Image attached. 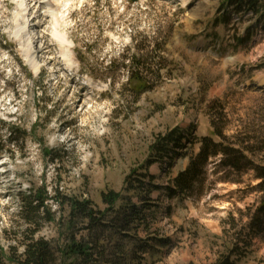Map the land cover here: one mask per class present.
Masks as SVG:
<instances>
[{"label":"rangeland","instance_id":"374dc122","mask_svg":"<svg viewBox=\"0 0 264 264\" xmlns=\"http://www.w3.org/2000/svg\"><path fill=\"white\" fill-rule=\"evenodd\" d=\"M53 1L71 63L40 6L46 49L34 69L13 33L16 3L0 0V263L21 264L24 245L42 238L52 264H73L61 250L97 238L105 259L129 264H264V233L250 232L264 199V20L224 0ZM175 128L180 146L160 153L155 144ZM207 135L246 157L236 168L222 154L208 159L189 190L169 197ZM140 173L152 178L129 188ZM37 190L46 210L30 225L22 204L36 205ZM110 190L151 203L127 236L71 217L70 199L104 210Z\"/></svg>","mask_w":264,"mask_h":264},{"label":"trees","instance_id":"16d2710c","mask_svg":"<svg viewBox=\"0 0 264 264\" xmlns=\"http://www.w3.org/2000/svg\"><path fill=\"white\" fill-rule=\"evenodd\" d=\"M226 8L230 6L234 9L235 13L245 14L250 12L252 15L261 18L264 20V0H224L220 5ZM131 61L134 63L133 71H140L139 68H143L142 65H139L138 54H135L131 57ZM131 71V73L133 72ZM133 75V74H132ZM133 77V76H131ZM7 129H10V135L12 133L24 134V130L18 127H11L6 124ZM23 137V136H22ZM181 133L178 129L171 130L167 135L159 138L155 147L157 148L159 144H163L161 149H158L160 153L167 152L168 145L173 144L175 146H180L181 143ZM200 148L195 155L190 156L189 162L185 169L180 171L176 177L171 180V184L167 188V195L169 197L178 196L181 193L189 190L199 179L202 174L208 159L215 157L219 154L224 155V159L221 160L225 164H229L232 167L239 166V155L241 151L233 147H225L220 142L215 141L210 136L202 137L200 140ZM1 149V145H0ZM157 150V149H156ZM157 150V151H158ZM242 157H246L242 155ZM144 177L150 178L148 173H140L139 176L135 179V184H131L129 188L134 190L143 189L145 184ZM264 179V172L260 175ZM148 184H152L149 180ZM153 189L160 188L158 185H151ZM150 188V189H152ZM43 191L37 190L34 193V198L37 200V204L34 205L32 201H27L22 204V210L24 215V220L28 224H32V212L39 211L40 209L46 210L45 201L47 196L43 195ZM102 201L106 204L104 210H94L91 207L89 200L84 199L78 201L75 199H70L71 202V217H82L84 220H88V227L91 230H104L106 228L117 229L119 234L122 236H127V227L129 224L136 222V228L142 226L144 219L146 217L145 210L149 209L151 206L150 202L143 201L141 205H137L131 201L130 198L126 199L122 196L120 192L110 190L106 193H102ZM124 203L119 207H116V204L122 200ZM112 213L113 215L109 222L106 220L108 214ZM72 220V219H71ZM33 225V224H32ZM138 230V229H137ZM250 232L252 235H257L264 233V199L261 201L256 214H254L251 224ZM90 242H74V239L71 240L62 250V255L72 256L75 261L73 264H129L121 256L116 260H107L104 257V251L99 246L98 239ZM144 242V241H143ZM144 245L140 248L142 249ZM119 250L122 248L117 247ZM140 249V250H141ZM144 250V248L142 249ZM118 255L123 252L117 251ZM53 254L52 248L48 241L44 239H31L24 245V251L22 253L21 264H52ZM101 262V263H100ZM1 264V263H0ZM71 264V263H70ZM221 264H226L222 262Z\"/></svg>","mask_w":264,"mask_h":264},{"label":"bare ground","instance_id":"6f19581e","mask_svg":"<svg viewBox=\"0 0 264 264\" xmlns=\"http://www.w3.org/2000/svg\"><path fill=\"white\" fill-rule=\"evenodd\" d=\"M14 2L17 8L14 14H12L13 23L15 24L13 33L21 44V50L28 64L34 69H37L39 67L38 54L46 49V46L43 44L37 45V43H41V39L47 34V29L43 26L44 15H42L38 9L40 6L45 7L48 12L50 11L52 22L49 26V32L62 48V59L67 63H71L69 41L66 35L58 30V23L62 19V16L57 14L58 5L56 1L14 0ZM47 46L49 47L50 45L48 44ZM72 84H76V82L72 80ZM83 108L82 105L80 111H83Z\"/></svg>","mask_w":264,"mask_h":264}]
</instances>
